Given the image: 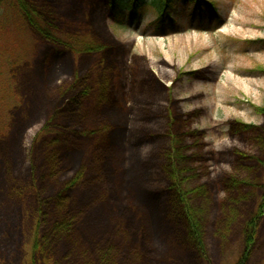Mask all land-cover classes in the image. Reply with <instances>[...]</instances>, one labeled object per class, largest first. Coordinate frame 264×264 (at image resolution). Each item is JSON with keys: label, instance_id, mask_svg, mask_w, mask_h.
<instances>
[{"label": "rangeland", "instance_id": "1", "mask_svg": "<svg viewBox=\"0 0 264 264\" xmlns=\"http://www.w3.org/2000/svg\"><path fill=\"white\" fill-rule=\"evenodd\" d=\"M30 1L63 38L104 48L77 55L0 18V264H31L37 237L34 264H88L108 246L117 264H264V214L244 234L264 193V0H215L200 30L178 1L157 31L151 5L120 26L106 0ZM168 154L198 247L170 213ZM63 214L69 236L53 231Z\"/></svg>", "mask_w": 264, "mask_h": 264}, {"label": "trees", "instance_id": "2", "mask_svg": "<svg viewBox=\"0 0 264 264\" xmlns=\"http://www.w3.org/2000/svg\"><path fill=\"white\" fill-rule=\"evenodd\" d=\"M178 1L182 0H106L108 4V13L117 25L124 26L133 21L137 24L142 22L145 6L151 5L155 11L158 12V16L152 25L154 29L162 30L167 28L168 19L172 20V10L176 6ZM187 9L190 11V18L196 21L198 29H204L208 23L214 22L220 18L218 4L215 0H183ZM12 16L13 23L19 25L18 27L25 31V33L34 34L33 37L44 39L48 42H53L58 47H64L72 50L75 54L81 55L85 52L93 53L100 52L104 47L102 44L87 36L76 37L71 35V39H66L61 36L55 27H52L50 23L44 17L39 7H36L30 0H0V18L6 19V14ZM8 19V18H7ZM1 22V21H0ZM264 45V40H262ZM24 59V58H22ZM21 59V60H22ZM10 68L13 67L14 62L9 60ZM8 62V63H9ZM16 64V63H15ZM105 75H102L100 79L101 84L97 91L96 100L100 101L101 95L104 93V99L100 102L106 101L105 87ZM88 81L87 79H84ZM88 84V83H87ZM104 86V87H102ZM108 89V82L107 88ZM89 91H83L84 94H88ZM106 96V97H105ZM257 112L264 115V106L257 107ZM252 127V126H250ZM52 124H46L42 133L52 132ZM168 166L165 167L171 178V187L169 188L170 195V213L178 226H182L184 231V237L187 245L198 247L203 242L202 225H200V218L193 214L192 208L189 204L188 195L184 192L183 183L180 182L178 170L174 167V155H167ZM172 164V166H171ZM177 172V173H176ZM81 174V175H80ZM85 177L79 172L75 178L68 181L61 189V191L51 199V203L56 208H62L66 205L67 193L78 183H82ZM258 204L254 210L253 216L245 222H247L244 228V234L247 235L248 242H253L252 233L257 225V221L262 219L264 214V193L258 200ZM73 216L69 214H63L56 222L52 224L53 231L62 236L70 235V228L72 226ZM181 228V229H182ZM42 237H37L32 242V254H34V260L36 259V252L38 250L43 254V258L46 257L41 247ZM41 242V243H40ZM98 255L94 261L87 262L88 264H117L116 251L114 247H103L98 250ZM31 259V264L35 261Z\"/></svg>", "mask_w": 264, "mask_h": 264}, {"label": "bare ground", "instance_id": "3", "mask_svg": "<svg viewBox=\"0 0 264 264\" xmlns=\"http://www.w3.org/2000/svg\"><path fill=\"white\" fill-rule=\"evenodd\" d=\"M228 79H229L230 81L233 80L231 75H228Z\"/></svg>", "mask_w": 264, "mask_h": 264}]
</instances>
